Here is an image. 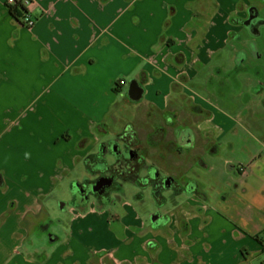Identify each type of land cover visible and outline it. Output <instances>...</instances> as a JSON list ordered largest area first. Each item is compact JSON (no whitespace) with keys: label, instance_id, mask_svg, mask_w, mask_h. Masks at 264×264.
<instances>
[{"label":"crops","instance_id":"obj_1","mask_svg":"<svg viewBox=\"0 0 264 264\" xmlns=\"http://www.w3.org/2000/svg\"><path fill=\"white\" fill-rule=\"evenodd\" d=\"M199 1L37 0L30 26L0 0V264L31 260L9 255V238L15 246L23 222L45 210L105 137L133 130L144 142L160 125L168 138L185 117L205 140L202 154L232 169L231 181L206 185L196 176L206 198L191 203L204 214L186 217L187 231L177 216L160 230L134 226L103 254L73 235L54 250L55 264H107L106 256L152 264L153 251L161 264L264 259V135L218 106L205 79L232 65L236 52L227 49L259 0ZM133 80L144 89L139 100Z\"/></svg>","mask_w":264,"mask_h":264},{"label":"rangeland","instance_id":"obj_2","mask_svg":"<svg viewBox=\"0 0 264 264\" xmlns=\"http://www.w3.org/2000/svg\"><path fill=\"white\" fill-rule=\"evenodd\" d=\"M254 8L259 9L260 14V21L255 24V26H259L258 30L253 31L246 23H242L244 28L241 30L239 28L236 29L239 33L233 35L226 52V55L231 56L236 52L232 65H229L225 72L221 71L220 73L217 72L218 69L211 67L213 71H216L211 77L207 75L205 79L206 85H208L209 80L211 93H214V97L221 104L218 106L228 112L238 113L250 128L264 135V0H259V5L254 6ZM241 53H245L246 57L243 61L238 62ZM225 74L227 75L229 86L225 85ZM200 80L203 82L202 86H204L203 76L200 77ZM187 120V117H185L179 123L170 125L171 133H169L167 140L174 144L176 151L169 152L167 150L168 155L165 156L166 159L163 162V173L181 171V173L186 174L192 171L194 172L193 176H197L206 185L212 182L211 177L215 176L223 180H233L232 172L230 171L232 169L223 164L222 160H218L219 158H214L213 152L209 151L207 154H202L205 148V140L200 132L196 131L198 140L195 139V144L194 142L191 144L179 140L178 128L175 131L174 125L179 127V129L180 127L181 129L189 128L185 123ZM192 127L196 129L194 124ZM144 143L148 144L147 141H144ZM150 149L152 151L156 150L154 147H150ZM89 161L93 163L94 160L91 158ZM99 163L97 166L101 165ZM127 166L126 161L115 165V167L121 168L125 172L129 171ZM79 167L69 175L65 188L62 187L60 192H56L51 198L52 201H46L43 217L47 218V220L57 217L64 219L52 228V231L55 232L54 234H57L60 238L51 239V235L45 231H36L35 227L33 228L32 220H27L23 222V229L18 230L12 237L15 246H12L11 238L8 236L9 255L15 256L17 252L24 251L28 256L30 252L43 254L47 250L51 256L54 250L60 247L59 252L62 250L63 245L61 244L69 239L70 235L76 236L94 248H105L102 251L103 254L116 246L117 242L127 240L130 230L135 231V228L141 230V227L142 229L147 227L160 230V228H155L153 225L146 223L151 212H153V208L157 207L156 199L147 194L148 192H146V199H137L135 197V191L137 190L127 189L126 192L129 197L125 193L124 195H119L114 199V204L106 206L105 209H99L98 206H94L89 211L85 210L84 213L74 211L72 215L69 211L64 210L63 203L69 202L68 198L72 196V183L74 184L76 179L82 178L86 172L84 163ZM236 167L233 169L234 172L237 170ZM229 171L231 174H229ZM77 183L79 182L77 181ZM129 183L126 182L125 186H130ZM197 195L183 192L180 194L179 200L189 199L191 203V201H195L198 198ZM192 205V207L189 206L190 208L184 209L181 215L188 218L195 214L197 209H195L194 204ZM65 219L72 221L70 227L69 224H66ZM71 252L72 250H68L67 255ZM51 258L47 261H42V263L55 264L57 257ZM72 259L73 257H70L68 260ZM29 260L37 259L29 258ZM30 261L24 260L21 264H37ZM139 261L142 262L143 260L139 259ZM104 262L116 264L109 256L105 257Z\"/></svg>","mask_w":264,"mask_h":264},{"label":"flooded vegetation","instance_id":"obj_3","mask_svg":"<svg viewBox=\"0 0 264 264\" xmlns=\"http://www.w3.org/2000/svg\"><path fill=\"white\" fill-rule=\"evenodd\" d=\"M254 11L259 12V9ZM250 14L251 12H249V17ZM259 19H255V23H258ZM225 85L229 86L226 74ZM155 127L157 128L148 135L147 145L137 134L132 132L133 130L105 137L100 142L97 151L88 155L85 162L86 172L84 176L75 180L79 183H72V196L68 198L69 202L63 203L64 210L69 211L72 215L74 211L84 213L85 210L89 211L94 206H98L99 209H105L106 206L114 204V199L117 196L124 195V193L127 195L126 191L130 189L137 190L135 191L137 199H146V192L156 199L157 207L153 208L151 215L160 213L159 216L155 217L156 221L164 217L167 218L166 222L156 228L168 227L174 216H177L178 220H181V225L185 227L184 219L186 217L181 215V213L184 209L190 208L189 206L192 204L189 199L179 200L180 194L189 192L193 195L198 194L197 196L200 198L202 196L206 198V195L198 178L193 176L194 172H189L191 174H183L181 171L163 173V162H165V156L168 155L167 150L175 152L176 149L174 144L165 137L166 134L161 130L163 128L160 125ZM192 129L195 144V128ZM150 147H154L156 150L152 151ZM91 158L94 160L93 163L89 161ZM122 161H126V164H128V172L115 167ZM99 162L101 165L97 166ZM126 182H130V186H125ZM195 182L198 185L196 189L190 192L189 186ZM195 209H198L197 205H195ZM43 215L44 211L39 216L33 215L31 217L33 228L35 227L36 231H45L50 234L51 239L57 238L58 236L54 234L55 232L52 231V228L64 219L57 217L47 220ZM151 215L146 223L152 226ZM67 219H65V222L70 227L72 221Z\"/></svg>","mask_w":264,"mask_h":264},{"label":"water","instance_id":"obj_4","mask_svg":"<svg viewBox=\"0 0 264 264\" xmlns=\"http://www.w3.org/2000/svg\"><path fill=\"white\" fill-rule=\"evenodd\" d=\"M256 8L252 7L250 12V17L244 20V23H246L253 31L258 30L259 26L256 25L255 26V19H259L260 18V14L259 12H255ZM246 57L245 53H241L240 57L238 58V62L243 61V59ZM130 94L132 96L133 99L135 100H139L142 98L143 94H144V89L143 87L139 84V82L137 80H133L131 83V88H130ZM178 135H179V140L185 141V142H189V143H193L194 142V134H193V129L191 127L189 128H184V129H178ZM169 182H171L170 180H168ZM77 182V181H76ZM75 182V183H76ZM74 183V184H75ZM197 182L193 183V185L189 186V191H193L194 189H196L197 187ZM160 213H158L157 215H151V219H152V223H153V227H158L160 225H162L164 222H166L167 218H161L160 220L156 221L155 217L159 216Z\"/></svg>","mask_w":264,"mask_h":264},{"label":"trees","instance_id":"obj_5","mask_svg":"<svg viewBox=\"0 0 264 264\" xmlns=\"http://www.w3.org/2000/svg\"><path fill=\"white\" fill-rule=\"evenodd\" d=\"M198 3L199 4H203L204 2H203V0H200ZM11 9H12V12L16 16L20 17L23 21H25L26 7L21 2H17L14 5H12ZM197 212L200 213V214H204V210L201 209V208L198 209ZM207 221H208V218H205L204 219V223H206ZM188 227L189 226H185V230L186 231L188 230ZM244 251H245V253L247 255V259H249L251 255H253L252 253H249L246 248L244 249ZM153 253L155 255V259H154L152 264H161L159 262V260L157 259V252L153 251ZM28 257L32 258V259H37V260H40V261L44 262V261H47L50 258V252L47 251V250L43 254H37V253L30 252L28 254ZM139 263H140V261H139ZM173 264H180V261L177 260ZM244 264H248V262H245ZM260 264H264V259L261 260Z\"/></svg>","mask_w":264,"mask_h":264},{"label":"built area","instance_id":"obj_6","mask_svg":"<svg viewBox=\"0 0 264 264\" xmlns=\"http://www.w3.org/2000/svg\"><path fill=\"white\" fill-rule=\"evenodd\" d=\"M9 2L14 5L17 2H21L26 7V17H25V23H27L30 26H33L36 24L38 18L35 16L36 9L38 7L37 0H9ZM125 80H122V83H124Z\"/></svg>","mask_w":264,"mask_h":264}]
</instances>
